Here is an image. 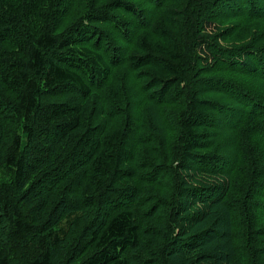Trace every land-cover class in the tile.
Returning <instances> with one entry per match:
<instances>
[{
	"label": "trees",
	"instance_id": "trees-1",
	"mask_svg": "<svg viewBox=\"0 0 264 264\" xmlns=\"http://www.w3.org/2000/svg\"><path fill=\"white\" fill-rule=\"evenodd\" d=\"M0 264H264V0H0Z\"/></svg>",
	"mask_w": 264,
	"mask_h": 264
},
{
	"label": "rangeland",
	"instance_id": "rangeland-1",
	"mask_svg": "<svg viewBox=\"0 0 264 264\" xmlns=\"http://www.w3.org/2000/svg\"><path fill=\"white\" fill-rule=\"evenodd\" d=\"M83 8V7H82Z\"/></svg>",
	"mask_w": 264,
	"mask_h": 264
}]
</instances>
